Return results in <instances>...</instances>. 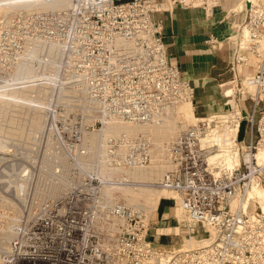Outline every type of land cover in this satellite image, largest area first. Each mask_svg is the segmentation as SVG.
<instances>
[{
  "label": "built area",
  "instance_id": "built-area-1",
  "mask_svg": "<svg viewBox=\"0 0 264 264\" xmlns=\"http://www.w3.org/2000/svg\"><path fill=\"white\" fill-rule=\"evenodd\" d=\"M209 1H89L92 32L72 39L70 86L91 100L70 120L67 138L50 146L52 186L43 157L23 165L37 176L21 190L17 239L4 264H264V208L245 205L253 182L264 181V162L254 160L264 146V1L243 0L245 18L227 39L233 81L239 67L255 70V90L240 92L227 118L198 116L161 149L150 133L108 130L114 122L168 121L176 107L195 99L192 82L170 60L154 14L167 4L206 7ZM226 126L243 143L242 162L230 166L209 161L219 149L212 133ZM154 164L169 167L157 180L138 177ZM153 187L172 194L180 209L185 221H175L188 238L183 247L159 244L145 207L124 193ZM196 234L204 239L194 243L189 238Z\"/></svg>",
  "mask_w": 264,
  "mask_h": 264
},
{
  "label": "rangeland",
  "instance_id": "rangeland-1",
  "mask_svg": "<svg viewBox=\"0 0 264 264\" xmlns=\"http://www.w3.org/2000/svg\"><path fill=\"white\" fill-rule=\"evenodd\" d=\"M89 1L0 0V264H4L5 255L13 249L17 239L21 190L32 176H37L23 171V165L35 160L38 153L42 158L44 150L56 145L54 135L67 138L72 125L70 120L85 111L81 101L82 90L70 86L73 75L71 42L73 38L81 41L87 33L92 32ZM238 1H222L225 14L235 8ZM229 13L234 16L232 12ZM237 74L238 83L237 80L233 81L232 76L227 80L229 84L223 88L226 93L227 88L233 89V94L225 97L224 101L238 98L240 92L255 90L252 80L255 70L252 67L241 66ZM234 104V101L230 102L226 110L202 116L225 119L226 112L235 109ZM181 105H188L192 110L186 107L187 110L178 114L179 117L171 116L170 120L160 123L156 132L163 134L164 139L160 145L158 142L161 141L153 136L157 148L171 144L181 130L201 116L196 113L194 100ZM77 123L81 121L77 120ZM176 124L180 126L178 132L170 135ZM39 149L41 152H38ZM163 166L164 171L169 167L166 164ZM43 174L46 175L44 170ZM152 189L155 190L154 187ZM133 192L136 194L129 197V201L145 207L159 244L169 242L164 245H172L188 239L186 234L174 227L170 235L157 237L155 220L162 208L168 210L170 206L175 220L185 221L180 209L175 208L172 194L167 193L170 199L162 198L157 207L151 209L156 198L150 192ZM202 236L196 234L189 239L196 243L204 239Z\"/></svg>",
  "mask_w": 264,
  "mask_h": 264
},
{
  "label": "crops",
  "instance_id": "crops-1",
  "mask_svg": "<svg viewBox=\"0 0 264 264\" xmlns=\"http://www.w3.org/2000/svg\"><path fill=\"white\" fill-rule=\"evenodd\" d=\"M217 1L210 0L206 7L167 4L166 9L154 14L162 27L170 60L180 64L184 77L195 88L194 107L201 116L227 109L223 88L233 76L229 64L232 48L227 39L234 32L236 19L230 13L225 14V6L212 9ZM168 208L157 212L154 227L157 237L170 235L176 227L174 211ZM159 229L167 230L159 232Z\"/></svg>",
  "mask_w": 264,
  "mask_h": 264
},
{
  "label": "bare ground",
  "instance_id": "bare-ground-1",
  "mask_svg": "<svg viewBox=\"0 0 264 264\" xmlns=\"http://www.w3.org/2000/svg\"><path fill=\"white\" fill-rule=\"evenodd\" d=\"M255 1V0H254ZM251 2V0H249V3ZM238 5L229 10L230 12H232L234 14V16H236L237 18V22L241 23L245 18V13H246V7H245V3L243 0H239L238 1ZM244 3V5H243ZM250 6V4H249ZM200 7V6H198ZM229 13V12H228ZM229 83L224 84L228 85ZM227 96H231L233 94V89L232 88H227ZM89 100H91V98L86 95L84 100L82 98V103L87 104L89 102ZM229 103L233 102V99H229L228 100ZM191 109L188 105H184V106H178L175 108V110L173 112H170V114L172 116H178V114H183L184 111H186L187 109ZM98 108V105H97ZM179 117V116H178ZM212 118V117H210ZM197 120V117H196ZM161 121L160 122H153L152 124H148V125H138V126H125V125H121V124H117L116 122H114L113 124H110L108 126V130L110 132H116L122 129H128L130 131H136L138 130L139 132H143V133H150L151 135H153L157 141H161L158 142V144L160 143V145H162V141H163V134H161L160 132L157 133L156 132V128L159 127ZM247 124V122H246ZM185 125H182L181 127H184ZM241 127V126H240ZM180 128L179 124H176L172 130L170 131V135L172 133H176L178 132V129ZM246 129V127H245ZM234 132V129H232L231 127H226L224 129H217L215 130L214 133H212L213 138L215 140V142L217 143V145H219V149L218 151H216L210 158L209 161L211 163H222L225 165H234L235 163H241L242 162V152H241V148L240 146L243 143H240L239 141L235 142V140H233L232 134ZM55 140L57 141V136L54 135ZM159 137V138H158ZM169 139V138H167ZM241 140V139H239ZM52 143H55L52 142ZM38 152H41V149H39ZM50 153V154H49ZM51 155H52V151L50 150V147L47 148V150L45 151V153L43 152V158L41 160V165H42V171L44 170V173L46 175H44L45 181L48 183V185L52 186V182H51V176L50 173L53 171L54 168V161L51 159ZM39 157V153L37 155V158ZM257 159L258 163H263L264 162V146L259 148L254 160ZM163 165L160 164H154L152 167H144L141 168L137 173H138V177L141 179H146V180H157L162 176V173L164 172L163 170ZM60 182L59 177H57L54 180V183H58ZM55 190V189H54ZM146 192V194H148L150 192V194H152L153 198H156V201H153V204L151 205V209H153L154 207H157L158 203L161 201V199L164 196L168 197V194L157 190V189H152V188H146L144 190H140L138 192ZM124 193L132 198L134 197V194H136L135 192H133L132 190H124ZM129 198V199H130ZM131 202V201H130ZM132 203V202H131ZM245 205L246 206H250L252 205L254 207V205L258 206L259 208H264V183H258L257 181L253 182V185L250 187V189L248 190V194H247V198L245 200ZM177 228V225L176 227ZM178 229V228H177ZM214 233V231H213ZM177 248L183 247V243H178L176 245Z\"/></svg>",
  "mask_w": 264,
  "mask_h": 264
},
{
  "label": "water",
  "instance_id": "water-1",
  "mask_svg": "<svg viewBox=\"0 0 264 264\" xmlns=\"http://www.w3.org/2000/svg\"><path fill=\"white\" fill-rule=\"evenodd\" d=\"M245 127H246V121H243L241 123V127H240L239 139H243L244 138V135H245Z\"/></svg>",
  "mask_w": 264,
  "mask_h": 264
}]
</instances>
